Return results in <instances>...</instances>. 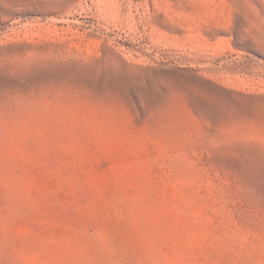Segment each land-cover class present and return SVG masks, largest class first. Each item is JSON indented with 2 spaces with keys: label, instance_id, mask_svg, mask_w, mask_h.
<instances>
[{
  "label": "rangeland",
  "instance_id": "rangeland-1",
  "mask_svg": "<svg viewBox=\"0 0 264 264\" xmlns=\"http://www.w3.org/2000/svg\"><path fill=\"white\" fill-rule=\"evenodd\" d=\"M0 264H264V0H0Z\"/></svg>",
  "mask_w": 264,
  "mask_h": 264
}]
</instances>
